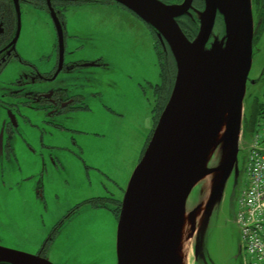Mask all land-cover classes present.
Instances as JSON below:
<instances>
[{
  "label": "rangeland",
  "instance_id": "obj_1",
  "mask_svg": "<svg viewBox=\"0 0 264 264\" xmlns=\"http://www.w3.org/2000/svg\"><path fill=\"white\" fill-rule=\"evenodd\" d=\"M120 11L116 2L104 0L97 4H89L88 7L69 15L70 21L81 22L87 17L97 24L95 29L85 28L82 33L72 31L69 35L73 41H79L80 45H84L89 57H100L105 61L108 70L113 71L114 66H118L116 73L114 71V77L118 82H114L111 74L105 84L106 90L116 92L114 95L111 92H101L99 97H85V101L90 105L89 111L96 117L79 121L81 125L75 129L80 131L75 132L79 143L75 148H72L73 133L67 134L62 130V134L59 135L57 132L60 130L48 124L40 122L38 125L37 118L35 121L33 119L32 110L23 111L25 119L17 117L18 126L14 127V135L18 138L24 140L29 137V141H32L33 129L37 130L36 126H45L44 140L50 144H65L63 148L66 149L60 157L62 169L50 168L46 172L47 179L53 183L45 192V202H40L41 206L38 202L24 205L12 201V186L17 184L19 190H22L20 184L23 180L19 179V164L14 158L0 157V202L3 204V208H0V246L26 253H38L43 249L42 255L49 257L54 264H116L117 215L113 210L116 202L111 198L122 199L128 178L142 155L144 139L148 136L147 130L153 124H151L153 114L154 119H157L161 107L157 105L158 96L153 89L159 82L160 67L152 36L149 33L145 35L146 31L135 20L133 24L126 25L124 20H121V13L119 15L117 13ZM20 20L17 48L22 53L29 55L36 51V55L40 56L41 52L37 50H47L55 45L54 22L51 15L44 10L20 3ZM89 23L91 24V21ZM221 31L223 33V21L217 15L212 36L207 44L220 38ZM90 36L99 38L96 48H93V39ZM263 68L264 32L252 44L251 64L242 98L246 118L252 110L254 101L264 102ZM14 78L15 68L8 65L0 73V84ZM127 79L130 82H127ZM55 84L54 78L49 79V86ZM117 86L119 87L116 88ZM132 97L142 102L137 105L131 100ZM100 101L106 106H112L113 109L94 106ZM155 105L157 106L154 108ZM7 111L0 106V125L2 118H9L10 114ZM138 116L142 118L144 127L140 140L137 139V131H128L129 125L133 129V121ZM67 124L70 122L67 121ZM117 138H124L127 145L112 147L111 144ZM241 138L240 132L238 141ZM250 140L246 138L238 145L236 154L238 172L232 174L225 184L227 195L231 193L233 186L245 187L244 157ZM223 144L221 141L209 151L206 158L208 165L225 157L226 151L223 152L221 148ZM60 152L61 148H54V153L59 155ZM50 161L53 163L51 159ZM78 168L81 169L80 177L77 175ZM33 179L37 180L35 175ZM55 182H64L78 189L59 192L54 185ZM199 182H205V177L196 181ZM200 196V185H197L187 199V212L194 208L193 203L198 201ZM98 197H102L105 205H97V202L93 201V198ZM21 199L27 200L28 197L22 195ZM81 205L85 208L77 210L70 223L64 225L62 232L49 242V237L60 228L65 215L74 208H80ZM234 208L235 204L220 205L210 215L198 235L200 255L193 264H241L239 256H236L240 238L234 220ZM192 243L187 253L188 264H192ZM201 255L205 261H202Z\"/></svg>",
  "mask_w": 264,
  "mask_h": 264
},
{
  "label": "water",
  "instance_id": "obj_2",
  "mask_svg": "<svg viewBox=\"0 0 264 264\" xmlns=\"http://www.w3.org/2000/svg\"><path fill=\"white\" fill-rule=\"evenodd\" d=\"M113 1L156 30L160 42L169 46L176 65L169 97L120 200L116 264H172V248L181 216L187 211V199L200 185L201 196L188 211L191 218L201 211L197 226L191 224L186 234V239L192 238L190 246L193 242V264L200 255L198 235L221 205L227 180L238 172L242 98L251 64L252 39L260 20L254 25L251 0H204L202 10L193 8L197 32L190 40L175 18L188 12L192 0L170 5L161 0ZM14 3L18 25L12 42L20 29L19 5L17 0ZM217 15L223 21V33L207 44ZM55 23L60 36V26ZM10 121L15 123L14 115ZM222 126L224 133L218 143L224 142L221 148L226 151L225 157L208 165L207 155L218 144H212L213 137ZM206 175H212L207 194L205 182L196 183ZM201 259L205 261L203 255ZM0 262L54 264L38 253L4 246H0Z\"/></svg>",
  "mask_w": 264,
  "mask_h": 264
},
{
  "label": "flooded vegetation",
  "instance_id": "obj_3",
  "mask_svg": "<svg viewBox=\"0 0 264 264\" xmlns=\"http://www.w3.org/2000/svg\"><path fill=\"white\" fill-rule=\"evenodd\" d=\"M102 1L104 0H19L25 6L44 10L48 15L53 16L52 14L54 13L58 23L64 27L61 34L62 44H58L55 39V45L45 50L48 54L43 57L41 54L37 56L36 51L29 53V55L22 53L17 48L19 35L15 42H12L17 29V17L15 11L12 10L13 3L8 0H2L1 4L3 6L0 8V73L4 67L9 65L15 68V78L0 84V106L7 109L10 115H15L16 118L23 116L22 112L30 108L39 112L43 111L47 116L43 117L42 120L50 126V120H52L50 116H69L68 114L71 112L85 106L86 94H98L99 91L97 93H89L84 88L85 82H87L85 78L89 76L91 83H99L100 77L106 72L98 70V68L103 66L104 61L100 57H89L84 45L72 49L68 47L71 36L68 34L65 17L79 9L88 7L89 4L93 5ZM119 9L121 11L117 13L124 12L131 16L123 8L119 7ZM254 10H256L255 7ZM258 20L262 22L257 28L255 38L259 29L263 26L264 17L255 15L254 23L256 24ZM182 25H184V31H187L186 27L190 26L186 21H183ZM185 33L187 34V32ZM51 58L55 62V67L52 71L41 72L35 66V62L45 64ZM162 62L163 59L161 64L162 67L166 68ZM164 62L166 64L165 60ZM82 71H84L83 74L81 73ZM58 77H61L60 80H64L67 86L53 87L48 85L49 79L54 78L57 81ZM16 125L9 118L1 119L0 157L13 154L12 142L17 137L14 135V127ZM235 195L236 191L234 190L232 194L225 195L221 206L231 205ZM53 238L54 235H51L49 240L51 241ZM43 251V249L41 252L39 251V254L42 255Z\"/></svg>",
  "mask_w": 264,
  "mask_h": 264
},
{
  "label": "crops",
  "instance_id": "obj_4",
  "mask_svg": "<svg viewBox=\"0 0 264 264\" xmlns=\"http://www.w3.org/2000/svg\"><path fill=\"white\" fill-rule=\"evenodd\" d=\"M127 18H121L122 20H125V22H127ZM85 20V21H84ZM82 19L81 22H77V21H70L69 18H67V20H65L67 22V30H68V34H70L72 31V33H76V32H80L82 33L84 31L85 28H91V29H95L97 27V24L91 20L90 18L85 17V19ZM91 21V24L89 23ZM79 47V41H69V45L68 47L70 49L74 48V47ZM51 48V47H50ZM37 52H41V55H43V57H46V55L48 54L47 52H45V50H37ZM53 58V56H52ZM49 59L46 61L45 64L39 63V62H35V66L39 69V71L43 72V71H52L53 68L55 67V62L53 59ZM118 68V66H114V70H105L102 67L98 68V70L100 71H106L102 77H100V82L99 83H91L89 82V87L87 88V91L89 93H97L99 91L98 86L102 85V90L106 93H114L115 91H111V90H106L105 89V84L108 81V79L110 78L111 74H112V78L114 80L115 83H117L118 81L116 80V78L114 77V71ZM116 73V71H115ZM62 76V75H61ZM61 77H58V80L56 81L54 86H67V83L63 80H60ZM127 82H130L127 79ZM97 87L95 88L94 87ZM119 86H117L116 88H118ZM126 92V89H124ZM132 101L136 102L137 105L140 104L142 101L141 100H137L136 97H132L131 99ZM35 101H37V99H35ZM96 107L99 108H106V109H113L112 106H106L104 102H98L97 104L95 103ZM90 109V105L89 103H87L84 107H82L81 109H76L75 111H73V115L67 116V115H60L59 117H55L54 115L50 116V126L52 128H56L57 130H60L57 132V134L61 135L62 134V130H64L65 132H67V134L73 133V135L71 136V138H73V144H72V148H75L79 142L77 141V136L75 135V132H80L79 130H75L77 126L81 125L79 124V121L81 120H85V119H92L95 118L96 115H93L92 112L89 111ZM33 111L34 114V121L35 118H37L38 120V125L40 122H43V124H46L42 118L47 116L44 114V112L42 111H37L34 109H29ZM23 113V112H22ZM67 116V117H66ZM23 119H25L24 113ZM73 118V119H71ZM140 121H139V120ZM67 121L70 122V124H67ZM36 123V122H35ZM139 123H142V118L141 117H136L133 121V129L131 128V126L129 125L128 127V131H137V139L140 140V132H141V128L139 126ZM57 124V125H55ZM36 129H33V139H31L32 141H29V137L24 138V140H22L21 138H18V136L15 138V140L12 142V147H13V154L12 155H8L6 156L8 159L10 158H14V160L17 161V163L19 164V173H20V178L23 180V183L20 184V186L22 187V190H19L18 185L14 184L12 186V201L16 204H24L25 203H32V204H36V202H38V204L40 205V202H45V192L48 191V188L50 186L51 183H53L52 181L48 180L46 177V172H48L50 170V168H52L53 170L55 169H62L61 167H63L62 162L60 161V157H61V153L64 151L63 148L65 147V144H50V142L45 141L44 140V133L46 132V128L45 126H36ZM63 131V132H64ZM52 134V132H51ZM75 137V138H74ZM59 143V142H58ZM112 147L116 148L117 145H127V143L125 142V139H119L117 138L116 140L113 141V143L111 144ZM43 148L45 150H43ZM54 148H61V152L59 153V155L57 153H54ZM117 149L119 150V147H117ZM50 159L53 161V163H51ZM48 163H50V165H48ZM80 168L77 169V175L80 177ZM83 172V171H82ZM76 173V170H75ZM33 175H35L36 177V181L33 179ZM80 180V179H79ZM65 182V181H64ZM63 183H59V182H55L54 185L57 187L58 191H64V190H69V189H78L75 186H70L67 184ZM5 185V183L3 184V186ZM22 195H26L28 197V199H21ZM40 200V201H39ZM95 200V199H94ZM93 200V201H94ZM47 205V203H46ZM41 206V205H40ZM0 208H3V204L0 202ZM84 205H81L80 208L78 209H72L70 210L67 215H65L64 219L61 221L60 223V228L55 232L54 234V238L52 240H54L56 238V236H58V234L60 232H62V228L64 225H66L67 223H70L71 218L77 214V210H82L84 209ZM51 240V241H52ZM50 241V242H51ZM55 247V246H54Z\"/></svg>",
  "mask_w": 264,
  "mask_h": 264
},
{
  "label": "built area",
  "instance_id": "obj_5",
  "mask_svg": "<svg viewBox=\"0 0 264 264\" xmlns=\"http://www.w3.org/2000/svg\"><path fill=\"white\" fill-rule=\"evenodd\" d=\"M246 175L237 211L245 264H264V122L249 145Z\"/></svg>",
  "mask_w": 264,
  "mask_h": 264
},
{
  "label": "trees",
  "instance_id": "obj_6",
  "mask_svg": "<svg viewBox=\"0 0 264 264\" xmlns=\"http://www.w3.org/2000/svg\"><path fill=\"white\" fill-rule=\"evenodd\" d=\"M165 1L170 2L172 0H165ZM252 6H253V13L255 12L254 16L261 15L264 17V0H252ZM254 7L256 8V10H254ZM186 22L189 23L190 26L186 27L188 30L185 32H187L189 36H193L196 32V28H194V24L191 22V20H187ZM150 30L152 32L151 34H154L155 36V30L151 27ZM263 30H264V23L263 26H261V28L259 29V32L257 33V37H256L257 39L261 37L262 32H264ZM263 76H264V68H263ZM263 95H264V84H263ZM164 99H165V95H163L162 99L159 100L158 105H161L164 102ZM263 113H264V102L261 103L258 101H254L252 105V111L249 114V116L244 119V123H243V133L247 135V138L250 137L251 134L258 128L260 124V120L264 115ZM111 200L116 202L115 206L113 207V210L117 215V211L119 208L118 201L113 198H111ZM94 201L97 202V205H101V206L105 205V202L102 200V198H99V201L96 200ZM0 264H9V263L0 262Z\"/></svg>",
  "mask_w": 264,
  "mask_h": 264
},
{
  "label": "bare ground",
  "instance_id": "obj_7",
  "mask_svg": "<svg viewBox=\"0 0 264 264\" xmlns=\"http://www.w3.org/2000/svg\"><path fill=\"white\" fill-rule=\"evenodd\" d=\"M223 133H224V127L222 126L221 128L218 129V132H216L215 136L213 137L212 144L218 143L221 140ZM194 175L195 174H193V176L191 177L192 179H194ZM210 183H211V178L206 175L205 183H204L205 194L208 193ZM205 198L206 196L204 197L203 201H205ZM200 217H201V211H198L197 213H195L194 218L193 217L191 218V215L187 211L183 213V216H181V220H182L181 227L179 229V234L177 236L176 241H174L173 248H172V264H188L187 253H188V249L190 247V241L192 238L189 237L188 239H186L187 238L186 234L188 233V230L190 229L189 226L191 224L194 223V226L195 227L197 226V223ZM195 227H194V232H195ZM194 232L192 233V235L194 234ZM181 259H182V263H180Z\"/></svg>",
  "mask_w": 264,
  "mask_h": 264
}]
</instances>
